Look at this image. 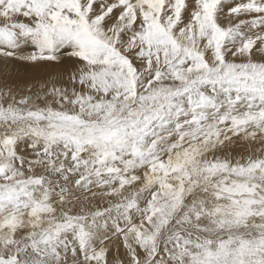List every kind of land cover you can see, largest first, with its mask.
I'll return each mask as SVG.
<instances>
[{
	"label": "snow or ice",
	"instance_id": "1",
	"mask_svg": "<svg viewBox=\"0 0 264 264\" xmlns=\"http://www.w3.org/2000/svg\"><path fill=\"white\" fill-rule=\"evenodd\" d=\"M17 63L0 264H264V0H0Z\"/></svg>",
	"mask_w": 264,
	"mask_h": 264
},
{
	"label": "rangeland",
	"instance_id": "2",
	"mask_svg": "<svg viewBox=\"0 0 264 264\" xmlns=\"http://www.w3.org/2000/svg\"><path fill=\"white\" fill-rule=\"evenodd\" d=\"M69 70L70 66L67 63L61 66L40 68L24 66L17 63L16 65H10L7 71L4 69L3 65L0 64V87H2L3 83L6 81L8 84H14L18 88H25L28 84L38 80L58 78L66 74ZM64 78H67L66 75H64ZM253 147H259V145H253ZM113 249H115L114 246Z\"/></svg>",
	"mask_w": 264,
	"mask_h": 264
},
{
	"label": "bare ground",
	"instance_id": "3",
	"mask_svg": "<svg viewBox=\"0 0 264 264\" xmlns=\"http://www.w3.org/2000/svg\"><path fill=\"white\" fill-rule=\"evenodd\" d=\"M113 255H115V249H113Z\"/></svg>",
	"mask_w": 264,
	"mask_h": 264
}]
</instances>
